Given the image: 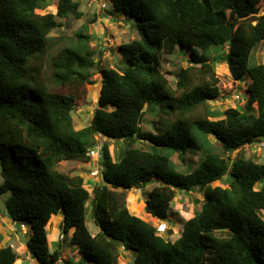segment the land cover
I'll use <instances>...</instances> for the list:
<instances>
[{"label": "trees", "instance_id": "trees-1", "mask_svg": "<svg viewBox=\"0 0 264 264\" xmlns=\"http://www.w3.org/2000/svg\"><path fill=\"white\" fill-rule=\"evenodd\" d=\"M114 12L136 21L139 39L121 44L126 66L102 68L93 61L87 28L74 46L63 47L52 61L53 82L61 87L93 85L100 76L97 107L88 126L76 129L72 119L77 93L31 85L26 67L45 53L56 21L79 19L76 0H57L56 14H37L48 0H0V197L7 195L10 220L30 226L26 248L37 264H54L46 227L61 214L69 244L93 264H120L119 249L134 255L131 264H264V164L230 154L264 139V65L250 63L251 51L264 40V0H110ZM124 18V17H123ZM188 48L190 60L209 79L190 87L191 66L177 74L176 90L159 70L160 55ZM208 56H212L209 61ZM216 64H226L234 81L248 77L247 104L255 110L226 109L187 118L219 96ZM165 104L175 121L162 133L143 131L145 108ZM217 116L219 120H211ZM99 135L126 145L114 161L107 144L98 160L87 154ZM227 157L215 153L213 142ZM141 147H135L136 144ZM149 147L148 149L145 146ZM162 150V152L157 150ZM199 154L191 171L176 168L171 158ZM165 151H168L167 153ZM79 162L99 166L101 184L91 190L81 177L69 178L57 166ZM229 176V188L212 184ZM154 183L144 211L165 221L177 192L198 191L200 209L186 220L175 241L164 239L150 223L131 214L124 193ZM117 199H122L117 202ZM91 219L98 228L92 235ZM9 246L0 249V264H16Z\"/></svg>", "mask_w": 264, "mask_h": 264}, {"label": "rangeland", "instance_id": "rangeland-1", "mask_svg": "<svg viewBox=\"0 0 264 264\" xmlns=\"http://www.w3.org/2000/svg\"><path fill=\"white\" fill-rule=\"evenodd\" d=\"M48 1V7H46L45 10L37 11V14H56L55 4L57 0ZM76 1L79 3V11L82 13V16L79 19H76L72 16H68L65 19L56 18V21L60 26L50 33L51 41L48 48L46 49L44 54L35 56L29 60L26 71L31 85L42 84L46 86L50 91H58L62 93H77V99L74 102V109L72 112V119L75 128L78 130L88 126L92 117V113L97 107L96 100L100 87V76L97 74V70L95 69L93 70L94 75L91 78L92 81H94L93 85H85L84 87L80 88L74 85L61 87L53 82L52 61L58 56V53L63 47L74 46L77 41L76 35L80 32H83L84 27H86V34L90 36V47L94 50L95 53L93 61H98L99 66L102 68H114L120 70L121 68L126 66V54L116 48L119 47L121 43L123 44L133 39H139L140 35L136 26V21L130 16L123 15V20L117 22L116 24L112 23V26L106 25V27H103V25H100V23L96 22L97 13H95L94 11H97V8L99 9V5L103 2L106 3V12L118 14L114 12L112 4L109 0H97L92 7L87 6V0ZM105 11L102 12V14L105 15ZM257 15H264L263 4L260 5ZM105 29L106 33L103 34L105 37L103 40V35H101L99 31H104ZM112 33H115L116 35L113 36ZM101 48H104L103 51L101 50ZM159 57V70L167 79L170 88L173 90H176L177 74L181 69H186L191 66L195 67L194 71H192V81L190 87L204 83L209 79L207 74L203 72V69L200 68L199 64H194L190 60L191 51L188 48H180L179 46H176L172 54H161ZM211 58L212 56H208L209 61L211 60ZM250 63L264 65V40L258 43L257 46L251 51ZM214 75L219 79V83L217 85L219 89V96L214 100L207 101L204 106H199L198 108H196L194 112L187 115V118H203L207 113L209 116L211 113H217L218 115H220L224 110L230 108H237L241 111H248L249 108L250 110H255L254 105L250 106L249 104H247V99L249 97L247 89L250 83L248 77H244L241 81H234L230 76L226 64H216ZM162 103L163 104L160 103V105H155L152 108H145L143 123L141 124V128L143 131L151 132L153 134H159L162 133V131L166 130L175 121L176 116L169 112V110L165 107L163 101ZM222 118L223 117L217 116L215 114V117L211 118V120H219ZM95 141L98 144L108 143V149L115 160H117V158L119 157L118 155L121 154L122 156L126 149V145L122 141H105L103 137H96ZM209 141L210 143H215L211 138ZM260 143H264V139L261 140ZM260 143L251 146H245L242 150L233 152L232 154H230L231 161L238 158H243L245 160H252L258 164H264V147H262ZM144 146L149 150L148 146ZM214 146L215 153L219 154L220 156L227 157L226 154L221 151L220 145L215 143ZM135 147L139 148L141 146L137 143ZM157 151L162 152V150L159 149ZM165 152L167 153L168 151ZM171 160L177 169L183 172H187V170L191 171L198 165L199 154L196 151L191 150L185 156H183V158L179 159L176 155H174ZM96 169L99 170V166H96L95 164L85 166L77 162H71L57 167V170L61 174H64L69 178L73 179L82 176L83 178L86 177L88 179V177H90L94 181H97V183L100 182L101 184V176H96L95 174L92 175V173H94ZM228 177L229 176H225L220 181L214 182L212 186L229 188L232 180ZM256 185L257 186H255V189L257 190L263 188L264 181L258 180ZM88 186V190H91L90 187H92L93 184H91L90 180ZM153 186L154 183H149L145 185L144 188H132L126 191L116 190L115 192L124 193L125 205L131 214L150 223L157 229L160 236H162L166 240L173 242L181 235L185 221L190 219L193 216L194 212L200 209L201 204H197L196 201H201V194L196 190L184 193L177 192L170 208L169 218L165 221H159L151 218L144 211V199ZM121 200L122 199H117V202L120 203ZM259 214L264 220V210H261ZM90 220L91 215L89 211L86 217V224L90 231H92ZM22 225L24 224H21L20 226ZM23 231H25V228H23ZM52 231H48V239L49 241L54 242L57 241L56 234H52ZM52 246L55 249H58V244H52ZM65 249L69 250V247L66 246ZM119 254V260L121 264H131V262L129 261L131 260V258L128 252L120 248ZM73 257L74 256L72 255L69 256V264H74V261L72 259ZM79 261H81V264H93L91 261L85 259L84 257H82Z\"/></svg>", "mask_w": 264, "mask_h": 264}, {"label": "crops", "instance_id": "crops-1", "mask_svg": "<svg viewBox=\"0 0 264 264\" xmlns=\"http://www.w3.org/2000/svg\"><path fill=\"white\" fill-rule=\"evenodd\" d=\"M104 11L105 10H100L98 8H97V11H94L95 13H97L96 22L100 23V25H103V27H106V25L112 26L113 25L112 23L116 24L117 22H120L121 20H123V16H121L120 14H114L112 12H106L105 11L106 13L104 15V14H102V12H104ZM107 30H110V29H107ZM99 32L101 33V35H103L106 33V29L104 31L100 30ZM112 34H113V36L116 35L115 33H112ZM104 38L105 37L103 35V40H104ZM103 49L104 48H101V50H103ZM96 137L100 138L99 135L95 136V139H96ZM105 141H107V140H105ZM102 144H104V143L98 144V143H96V141H94L91 148L95 149L96 145L100 146ZM105 144H108V143H105ZM111 156L113 158V155H111ZM118 156H117L118 157L117 160H115L114 158H113V160L114 161H120L123 155L121 156V154H120ZM68 163H71V162H68ZM77 163H79V162H77ZM65 164H67V163H65ZM65 164H62V165H65ZM90 165H85V166H90ZM81 178L84 180V185L86 187H89L88 186L89 180H90L91 184H93V186L100 184V182L97 183V181H94L90 177H88L89 180L86 177H85L86 179L83 178L82 176H81ZM1 183H2V178L0 177V185H1ZM6 198H7V195H3L0 197V249L5 248L7 246L11 247L13 249V251L16 252V254L18 256V260H17L16 264H37V262L31 257V255L29 254V252L27 251V248H26V241L31 236L32 230L30 229L29 226H27L25 224L20 226L19 224H17L16 222H14L8 218L6 210H5V206H4V201ZM62 222H63V216L61 214H59L57 216H54L46 227L47 238H48V231H50V230L51 231L53 230L52 234L53 233L56 234V240L57 241L51 242L48 239L50 251L52 252L54 250V247L52 246V244L53 245L58 244L60 246L59 250L61 251V253H59L58 260L54 264H69L68 258L70 255L74 256L72 258L74 261V264H81V261H79V260H81V258L83 256L81 255V253L78 252V250L76 248L70 246L69 238L71 236L68 234V235H66V237L63 236V238L60 239V235H62V231H61ZM90 225L92 226V231H90L89 228L88 229L91 232V234L94 236L98 233L99 230L94 225L92 219L90 220ZM23 228H25V231H23ZM66 246L69 247V250L65 249ZM128 253H129L130 258H131V260H129V261L132 262L134 255L131 252H128Z\"/></svg>", "mask_w": 264, "mask_h": 264}, {"label": "built area", "instance_id": "built-area-1", "mask_svg": "<svg viewBox=\"0 0 264 264\" xmlns=\"http://www.w3.org/2000/svg\"><path fill=\"white\" fill-rule=\"evenodd\" d=\"M96 3V0H87V6L88 7H92L94 4ZM100 8L101 9H105L106 8V5L104 3H101L100 4ZM262 146L264 147V144H262ZM88 156L91 157L92 159H96L98 160L99 158V153L97 152V150H90L89 153H88ZM98 175V171L96 170L94 173H92V175Z\"/></svg>", "mask_w": 264, "mask_h": 264}, {"label": "clouds", "instance_id": "clouds-1", "mask_svg": "<svg viewBox=\"0 0 264 264\" xmlns=\"http://www.w3.org/2000/svg\"><path fill=\"white\" fill-rule=\"evenodd\" d=\"M96 1H97V0H96ZM109 1H110V0H109ZM103 3L106 5L105 2H103ZM110 3H111V2H110ZM99 9H100V10H105L106 8H105V9H101V8H100V5H99ZM102 51H103V50H102ZM260 144H261V146H262V144H264V143H260ZM102 145H103V144H102ZM102 145H100V146H97V145H96V146H95V149H93V150H97V152L99 153V157H100V150H101ZM262 147H263V146H262ZM90 150H92L91 147L89 148V151H90ZM88 153H89V152H88ZM87 155H88V154H87ZM98 159H99V158H98ZM93 160H96V159H93ZM95 165H96V164H95ZM96 170H97V169H96ZM97 171H98V170H97ZM98 175H99V171H98ZM98 175H97V176H98ZM151 218H152V217H151ZM61 231H62V230H61ZM63 236H65V235H64L63 232H62V235H60V239H62Z\"/></svg>", "mask_w": 264, "mask_h": 264}, {"label": "water", "instance_id": "water-1", "mask_svg": "<svg viewBox=\"0 0 264 264\" xmlns=\"http://www.w3.org/2000/svg\"><path fill=\"white\" fill-rule=\"evenodd\" d=\"M60 248V246L58 245V249Z\"/></svg>", "mask_w": 264, "mask_h": 264}]
</instances>
